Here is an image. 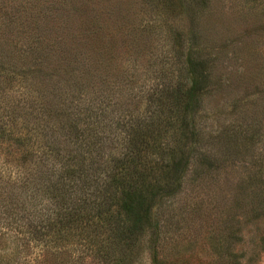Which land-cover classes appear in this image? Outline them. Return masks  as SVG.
<instances>
[{"label": "rangeland", "instance_id": "obj_1", "mask_svg": "<svg viewBox=\"0 0 264 264\" xmlns=\"http://www.w3.org/2000/svg\"><path fill=\"white\" fill-rule=\"evenodd\" d=\"M0 90L27 133L9 160L38 161L40 135L30 132L40 131L41 97L115 143L141 115L153 119L135 146L166 186L156 228L132 248L99 229L102 253L70 247L43 258L36 241L7 263L264 264V0H0ZM190 110L202 134L183 147L178 129ZM169 158L180 168L191 160L179 187L177 170L160 171ZM39 189L40 179L22 198L0 197V232L11 240H24L27 195ZM68 242L78 241L57 246Z\"/></svg>", "mask_w": 264, "mask_h": 264}, {"label": "trees", "instance_id": "obj_2", "mask_svg": "<svg viewBox=\"0 0 264 264\" xmlns=\"http://www.w3.org/2000/svg\"><path fill=\"white\" fill-rule=\"evenodd\" d=\"M40 105V131L36 126L34 132H30L40 135V154L38 161L29 168L4 157L11 144L24 145L27 133L14 126V118L20 119L21 113L0 105V197L9 194L22 198L24 189L29 190L40 179L39 191L32 190L27 195L32 209L27 217L28 230L18 232L19 235L26 232L25 238L13 236V241L7 232H0V245L5 247L9 240L12 244L22 243L15 244L12 252L0 248V260L10 264L7 263L9 254L21 255L36 241L45 242L43 258L49 253L53 256V251L70 247L99 254L104 252L95 240L99 229L118 236L127 248L137 245L143 235L156 228L155 210L166 197V186H161L160 179L152 180L148 173L156 172L155 161L143 160L135 146V136L148 131L153 119L149 125L148 119L141 115L136 127L129 124L128 139L115 143L101 130L91 127L82 130L73 125L76 121H64L66 112L58 111L41 97ZM54 109L58 111L56 115ZM197 114L190 110L180 124L178 133L183 147L197 145V138L202 134L196 123ZM190 161L187 159L185 166L180 168L181 162L169 158L159 165L160 171L177 170L180 178L176 187H179ZM14 171L17 178L10 185L3 175H11ZM71 238L78 241L77 245L68 242L57 246ZM54 242L56 245H51ZM51 262L58 264L56 258Z\"/></svg>", "mask_w": 264, "mask_h": 264}]
</instances>
